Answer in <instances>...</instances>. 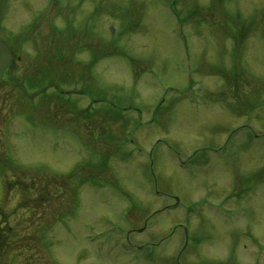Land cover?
Masks as SVG:
<instances>
[{
  "label": "rangeland",
  "instance_id": "1",
  "mask_svg": "<svg viewBox=\"0 0 264 264\" xmlns=\"http://www.w3.org/2000/svg\"><path fill=\"white\" fill-rule=\"evenodd\" d=\"M0 37V264H264V0H0Z\"/></svg>",
  "mask_w": 264,
  "mask_h": 264
},
{
  "label": "water",
  "instance_id": "2",
  "mask_svg": "<svg viewBox=\"0 0 264 264\" xmlns=\"http://www.w3.org/2000/svg\"><path fill=\"white\" fill-rule=\"evenodd\" d=\"M12 61L13 52L10 46L3 39L0 38V82L3 80L5 72L9 68ZM22 89L26 90L24 86H22ZM36 95L37 94H33L31 98H34Z\"/></svg>",
  "mask_w": 264,
  "mask_h": 264
},
{
  "label": "trees",
  "instance_id": "3",
  "mask_svg": "<svg viewBox=\"0 0 264 264\" xmlns=\"http://www.w3.org/2000/svg\"><path fill=\"white\" fill-rule=\"evenodd\" d=\"M9 44L14 49V46L11 44V42H9ZM14 65H15V63H13V65L7 70V72L5 74V77H4V80L2 82H0V84L7 83V82H13L14 84H16L20 88V84H22V83L16 82V78L13 76V73H12L13 69L15 68ZM21 82H23V83L25 82L26 83L25 80H21ZM20 90H21V88H20ZM21 92H22V90H21Z\"/></svg>",
  "mask_w": 264,
  "mask_h": 264
}]
</instances>
